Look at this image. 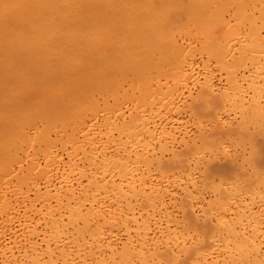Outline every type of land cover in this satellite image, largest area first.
Masks as SVG:
<instances>
[{
  "label": "bare ground",
  "instance_id": "bare-ground-1",
  "mask_svg": "<svg viewBox=\"0 0 264 264\" xmlns=\"http://www.w3.org/2000/svg\"><path fill=\"white\" fill-rule=\"evenodd\" d=\"M0 264H264V0H0Z\"/></svg>",
  "mask_w": 264,
  "mask_h": 264
}]
</instances>
